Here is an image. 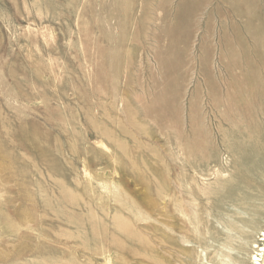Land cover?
I'll use <instances>...</instances> for the list:
<instances>
[{"label":"rangeland","instance_id":"rangeland-1","mask_svg":"<svg viewBox=\"0 0 264 264\" xmlns=\"http://www.w3.org/2000/svg\"><path fill=\"white\" fill-rule=\"evenodd\" d=\"M147 224L175 264L264 248V0H0V264Z\"/></svg>","mask_w":264,"mask_h":264},{"label":"bare ground","instance_id":"bare-ground-1","mask_svg":"<svg viewBox=\"0 0 264 264\" xmlns=\"http://www.w3.org/2000/svg\"><path fill=\"white\" fill-rule=\"evenodd\" d=\"M193 208H194V204H193ZM151 222L153 221H150V223ZM165 232L166 231H164L160 226L150 225V224L145 225L142 229V235L137 237V235L133 233L126 240V242L116 245L115 249L113 250L112 263L113 264H175L172 255H170L169 257L160 255V252H165L166 248L162 245V242L160 241V238L158 236H161L160 233L167 234ZM258 241L264 242V230L261 232L260 239ZM254 248L257 249V252L256 254L250 256L252 260V264H261L262 262L261 257L263 256L264 248H262V246H256V245H254ZM124 251L125 253H123ZM120 257L122 258L120 259ZM179 264H184V263L179 262Z\"/></svg>","mask_w":264,"mask_h":264}]
</instances>
